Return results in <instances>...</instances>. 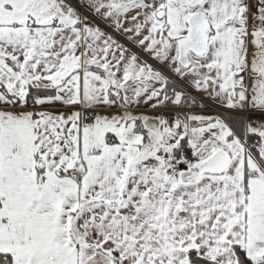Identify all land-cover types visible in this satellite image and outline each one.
I'll list each match as a JSON object with an SVG mask.
<instances>
[{
    "label": "snow or ice",
    "instance_id": "6c2138e0",
    "mask_svg": "<svg viewBox=\"0 0 264 264\" xmlns=\"http://www.w3.org/2000/svg\"><path fill=\"white\" fill-rule=\"evenodd\" d=\"M0 264H264V0H0Z\"/></svg>",
    "mask_w": 264,
    "mask_h": 264
}]
</instances>
